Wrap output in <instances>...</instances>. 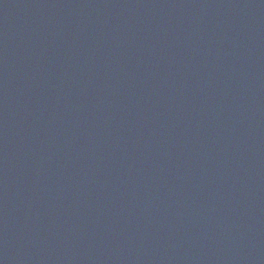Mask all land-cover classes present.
Instances as JSON below:
<instances>
[{
    "label": "water",
    "instance_id": "water-1",
    "mask_svg": "<svg viewBox=\"0 0 264 264\" xmlns=\"http://www.w3.org/2000/svg\"><path fill=\"white\" fill-rule=\"evenodd\" d=\"M0 264H264V0H0Z\"/></svg>",
    "mask_w": 264,
    "mask_h": 264
}]
</instances>
